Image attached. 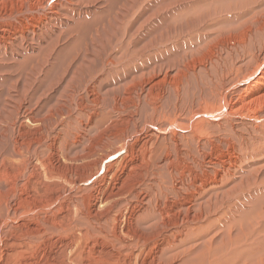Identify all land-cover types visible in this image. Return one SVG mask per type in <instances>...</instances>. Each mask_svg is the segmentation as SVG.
<instances>
[{"label": "bare ground", "instance_id": "obj_1", "mask_svg": "<svg viewBox=\"0 0 264 264\" xmlns=\"http://www.w3.org/2000/svg\"><path fill=\"white\" fill-rule=\"evenodd\" d=\"M75 1L77 2L74 3ZM78 1L80 0H61L60 2L53 0H0V62L2 63L5 62V64H7L8 60L11 59L12 60L17 59L20 61L22 60L23 62L21 63V65L24 67L21 69H25V65L27 64L28 66L30 65L28 68V115L27 117H25L29 123H36V125L38 126L39 124H41V121L39 119L35 120L33 118V114H32L33 110L36 109L37 108L36 106H38L39 102H41L39 116L40 117L42 116L41 113L42 114L44 113V115L50 113L51 107L49 105L51 104L50 103L52 101L51 99L55 97L52 96V94H55L54 92L55 89H59L60 91L64 83L66 85V88L72 90L71 92H68L67 96L65 95L68 99L67 101L75 102V105L79 109L80 113L82 112L86 114L87 113L86 111L88 110V106H86L83 103L81 99L82 96L80 97L81 94L75 96L73 95L75 94L73 90L77 88L83 89V91L87 96V100H86L87 103L98 107V105L100 104V99L98 97L99 92L96 93V90H98L99 88V84L101 83L102 77L106 74L107 66L112 64V61L109 58L108 54L107 56L104 57L105 59L104 61L105 63H104L101 60L100 53L102 54L104 52L106 54L114 49H124V52H126L128 45H130L132 49L133 48L135 49V46L133 45L134 36L129 34L130 25L132 23L135 24L134 20L137 18L136 24H140L138 29L135 31L137 33H139L140 31L142 32L143 26L146 25H147L146 27L147 32L151 31V28L154 31L155 28H157L158 26H163L162 24H166V22H168L167 25H169L173 21V19H171L172 16L170 17V14L175 13L174 5L175 2H178L179 0H174L173 5L168 3L167 0H153V1L151 0H84L83 2L82 1L78 2ZM62 2H64L65 4H63ZM95 5L97 8L100 9V11L92 13V6ZM67 6H70L71 8H68ZM72 6H78V7L76 9H73ZM201 6H203L202 2L190 3L188 5L189 11L180 13L179 16L180 18L177 15V18L179 20L182 19V22L179 25L180 28L179 31L185 37H188L186 39L188 41L194 38L195 34L200 30L199 27L203 19V17L201 16V9L194 10L192 12V8H198ZM136 7H138V14L130 20V13L133 14V11ZM237 17L239 18V16ZM248 19L251 20V26L248 25V27H246L247 33H251L253 27L257 28L254 31L259 32L260 34L264 33V18L262 19L261 17L260 18L252 17L251 19L250 18ZM245 23H247V21ZM133 27L131 29H133ZM214 27L215 26L212 25L207 29L212 30V28ZM156 30H160V29H156ZM150 33H152V31ZM141 34L144 35L143 33ZM202 36H204V34H202ZM203 39H207V37L204 36ZM171 40H172L171 35L168 32H158L156 36L151 41L148 42H150L149 44L153 45V43L161 41L159 43V46L160 49L161 48L164 49L163 51L165 54V51L167 50L166 44L170 43ZM194 42H196V40ZM137 43L138 42H136V44ZM173 47L175 48V46ZM137 50L133 52L131 51L133 56L139 55L140 52ZM166 52H169V50H167ZM160 55L164 57L163 54ZM160 55H158L159 58ZM68 57L70 58V62L68 64V69H67L68 71L64 72V74L61 77L57 78L56 76L57 79L55 80V83L51 82L50 81L51 79L49 77H50V73L52 72L55 66V62H58L60 60V64H61V62H63L64 59H69ZM166 57H169L168 53ZM153 58L151 57V59ZM260 58L261 60L260 59L255 60L253 66H251V68L245 75H242L240 73L242 76L236 78L237 80L234 83V85L240 83L238 84V86L239 85L242 86H239L240 90L238 91H240V94L239 95L237 94L238 96L236 97L235 101H232L229 104L227 103L226 105L224 104V106H221L219 104L220 106L218 109L215 108L204 109L202 112H200V115L202 116L208 113L212 116L214 115L220 116L223 114L225 116L226 115L230 116L232 113H236V114L238 113L241 116L247 115L251 119L264 121V54ZM215 60L217 59L215 58ZM2 63L0 64V66L2 65ZM198 66L199 65H197V67ZM66 88L63 89L61 93L58 91L59 95L56 96L54 102H57L60 99L63 92L66 93L65 91ZM13 89L16 95L17 87H13ZM238 91L236 92L238 93ZM2 92L0 90V96H1L0 99H4L7 97L11 102L14 96H12V94L9 91L4 94ZM222 92L223 91H221L220 93ZM76 93L79 94V92ZM25 98L27 99V97L23 95V98L20 99L18 103L20 102L24 103L23 101L26 100ZM223 100L225 102V99ZM33 106H35L36 108L32 109ZM4 109H5L4 105L0 106V110L4 112V114L6 115L5 113L6 111ZM17 109H19V106L17 107ZM55 112H57V110ZM63 121L62 122L60 121L61 124H63ZM68 121H66V123ZM3 123L7 124V126L3 127L2 125ZM261 123H262L260 125L261 128L251 126L255 131H258L259 129L262 130V132L259 131L260 134L258 135L259 138L257 139V144L261 149L255 150V152L253 149L252 151L253 154H249L251 156L250 158L253 159L254 157H259L264 153V124L263 122ZM94 124L95 123H93L92 118H89L86 124L83 126L84 128L83 130L96 128ZM12 125L13 123L11 124L8 121V119L0 120V128H1L0 138L1 137L4 138L3 139L4 142L5 139L7 138V134H9L8 132L12 131ZM57 125H58V121H57ZM98 131H100V129ZM58 133H60L59 130L57 132V135ZM54 134L56 135V133ZM87 136L86 138H89V136L88 137ZM81 138H79V141ZM33 140L36 141L37 139L36 140L33 139ZM110 141H114L116 142V144L118 143L121 144L122 142L121 137L108 135L107 136L108 143L107 145L105 144L101 145L100 151L91 149L93 150L92 153H87V152L81 153L82 156H80L79 158L76 157V159L74 158V161L76 162L77 160L81 162L84 161L85 164L86 162L92 160V167L87 171H82L81 168L80 169L81 172H79V170L78 172L77 170L75 172L74 169L73 171L65 172L62 171L61 169L59 170L54 167H49L46 164L42 163V166L44 168V174H43L44 179L57 180V181L59 180L62 181L63 184H67L71 187H76L77 190L84 191L90 188L91 190L97 191V194H94L95 196L94 197L92 196V200L90 199V201L86 200L85 196H84L85 199H81L82 198L81 197L80 198L81 200L80 199L77 200V197H74L76 199L75 201V199H72L69 196L71 195L70 193L72 191L71 192L64 191L63 196L67 197L68 200L65 198L67 201L64 202L65 205L61 206L62 209L60 208L62 212L59 210V212L61 213L59 214L57 213L54 216L55 220H53V222H49V221L46 222L45 225L41 227V230L36 229L37 227L35 228V231L38 232V234H35L36 236H40L45 233L55 234V235L56 233L57 235L59 233H62L63 235L64 234L66 235L68 233L71 234L70 235L71 238L65 242L64 246L60 245L59 243H57L58 241H56V248L58 252L56 254L51 253L48 256L49 258H46L45 264H67L66 261L67 262L72 261V264H264V177L263 176L257 174V176L254 177L253 179L252 177L247 178L246 181L250 180L249 182L247 181L248 182L247 186L239 187L238 192H237L238 189L236 190L228 189L229 191L223 192V191H218L215 188H212L213 186L209 188L210 185L217 184L216 182L218 181L216 179L210 180L209 178H207L209 179L208 184L204 185L205 182L203 181L205 180H203L202 185L200 187H195V188H193L194 184L191 186H187L186 185L187 183H185L186 181L182 178L179 179V182H177L178 184H175L172 183L171 181L168 182L169 178L171 179V177L173 176L171 175V173L168 174L169 176L168 180L165 178V180H167V182L169 183V186H164V183L159 182V179L158 181L156 180V182L145 181V182H149L150 184L144 185L142 182L143 178L138 177L139 179L141 178L142 180L141 179L138 180L135 184H133L134 186L132 188L130 187L125 191L119 190V188L109 190L108 181L105 180L106 174L110 172H114L113 170H111V168L114 165H116L118 161L122 160V157L116 158V156L113 157L112 155H110L112 151L113 154L119 151L116 150L117 149L116 147L115 148L111 147L112 143H109ZM197 142L200 143V141ZM254 142L255 141L251 143L252 146H254ZM7 143L5 142V148L3 149V152L0 155V167H3V165H6L8 163L10 166V163L12 164L13 161H15L14 159H22L24 155L23 153H25L26 151L28 152V154H37L41 152L38 151V148L40 149L43 141L42 142L39 141L34 145L32 144L33 142L31 143V141L30 142L28 141V146L23 145L22 143H18L15 140L11 142L9 145ZM85 143L89 144L88 142ZM199 143L196 144L197 151H199V147H200ZM43 147L44 146H42L41 149ZM55 147L57 148V146ZM89 147H91V145ZM241 148L246 151L248 150L246 144L245 145L241 144ZM70 149L69 151H71ZM56 151L57 150H55V152ZM64 154L63 155L60 154V156L61 155L64 156ZM118 154H120V152ZM178 155L179 157H181L182 154L178 152ZM111 156L113 157V161H111L112 159H110ZM263 159L264 158H262L259 162H257V164L258 165L261 164L263 162ZM236 163L238 162L236 161ZM81 165H83V162ZM72 166L70 169H72ZM262 166H264V163L262 164ZM232 167L234 168L235 164ZM103 168H106L107 172L103 173V175H101L100 177H97L98 172L104 171ZM117 168L118 167H116V169ZM108 169L111 171H109ZM260 169H264V168H260ZM149 170L151 171V169ZM0 172L3 173L2 171ZM162 173L164 172L162 171ZM6 174L8 173L6 172ZM153 174L156 177L155 173ZM7 180H9V178ZM90 181H93L94 183L91 182L92 184L88 185ZM1 182L2 180L0 181V183ZM76 182L77 183L86 182L87 184L85 186H81V185L79 186L78 184H76ZM96 183H98V185ZM153 183L154 184L156 183L155 188H153L154 187ZM109 184L111 185V183ZM42 186H44V183L42 182V177L39 174L35 175L34 173L29 172L28 189L32 194V198L36 199L37 203L39 204V207L34 206V208L32 209H37V208L44 209L45 211L54 215V213L58 211L55 212L56 210L55 203L52 202H56L57 199L62 196L61 195L62 191H60V195L56 191L55 193H53L52 196L45 198L44 193H46V191L42 188ZM56 186L61 187L60 185H56ZM57 187L55 188L57 189ZM61 189L64 190V187L62 186ZM145 189L148 190L149 195L146 193L142 194L143 190ZM139 191H141L142 193H140ZM61 200L58 201L62 202ZM5 202L3 204H0V234H1V225L3 221L4 220L8 221L10 219L9 216L11 211L10 210L11 205L9 206ZM17 203L19 202L17 201ZM69 204L73 205L76 208L77 217L75 216L76 214L74 215L75 217L73 216L74 214L72 212L73 209L70 208L71 205ZM57 205L60 206V203H58ZM97 206L100 208V210L102 207L103 208L107 207L108 209L104 223H103L104 216L102 217V215L97 213V211L99 210L96 211ZM125 206L126 207L130 206V209H127V211L124 210L126 208ZM123 207L124 209H122ZM19 208L18 209L15 208V209L20 210ZM46 215L48 214L46 213ZM92 222L98 223L99 226L98 224H92ZM10 231L12 232L11 228H8L6 231L7 235L3 243L4 251L6 255H9L14 241L10 236ZM65 238L68 239L67 237ZM89 241H91V243H97L96 247L90 246L88 244ZM72 246L74 250H77L76 254H78V251L83 253L82 258L81 255H79L80 257L78 258L74 257V259H72L74 255L68 252L69 250L66 251L68 248L70 249ZM64 254L67 256V259L65 260H63ZM7 261H8L7 257L1 254V250H0V264H5V262ZM38 262H40V260Z\"/></svg>", "mask_w": 264, "mask_h": 264}, {"label": "rangeland", "instance_id": "obj_2", "mask_svg": "<svg viewBox=\"0 0 264 264\" xmlns=\"http://www.w3.org/2000/svg\"><path fill=\"white\" fill-rule=\"evenodd\" d=\"M53 1L60 2L61 0ZM80 1L83 2L84 0ZM76 2L77 1H75L74 3ZM167 2L173 5L174 0H167ZM193 2H202L203 6L192 8V12L194 10L201 9V16L204 20L202 19V23L199 27L200 30L195 34V37L188 41L186 40L188 37H185L179 31V25L182 22V19L179 20L177 18V15L179 17L180 13L189 11L188 5ZM62 3L65 4L64 2ZM67 7L71 8L70 6ZM77 7L78 6H72L73 9H76ZM174 9L175 13L170 14V17L172 16L171 19H173V23L171 22L169 25H167L168 22H166V24H162L163 26H158L157 28H155L154 31L151 28L152 33H150L151 31L147 32V25L143 26L142 32H135L140 24H136L137 18L134 20L135 24L132 23L130 25L129 34L134 36L133 45L135 46V49H132V47L128 45L126 50V52L128 53L124 52V49H114L106 54L104 52L102 54L100 53V57L103 62L105 61L104 57L108 54L109 58L112 61V64L107 66L106 74L102 77L99 88L98 90H96V93L99 92L98 97L100 99V104L98 105V107L90 105L86 102L87 96L83 89L77 88L73 90L75 92V94L73 95L75 96L81 94L80 97L82 96L81 99L83 103L88 106V110L86 111L87 113L85 112L86 114L82 112L80 113L79 109L75 105V102L67 101L68 99L66 96L68 95V92H71L72 90L66 88V85L64 83L60 91L59 89H55V94H52V96L55 97L51 99V104L49 103V106L51 107L50 113L46 115H44V113H41L42 116H39L41 102H39L38 106H36L37 108L35 106L32 107V109L36 108L32 112L33 118L35 120L39 119L41 121V124H39L38 126L36 125V123H29L25 117H27L28 115V68L30 65L28 66V64L25 65L24 63L25 69H21L24 67L21 65V63L23 62L22 60L20 61L17 59H11L8 60L7 64H5V62H0V64L2 63V65L0 66V90L1 92L3 90V94L9 91L12 96H14L11 102L7 97L4 99H0V106L4 105V110L6 111L5 115L4 112L0 110V120L8 119L11 124L13 123L12 131L8 132L9 134H7L5 142H8L7 144L9 145L15 140L18 143H22L23 145L28 146V141H31V143L33 142V145L39 141H43L41 147L44 146L42 149L40 147L41 150L38 148V151H41L42 153L39 152L37 154H28L27 151V153L24 151L25 153H23L24 155L22 159H14L15 161H13L12 164L10 163V166L8 163L6 165H3V167H0V171L3 172H0V181L2 180V182L0 183V204H3L6 201L5 203H7V205H11L9 216L10 219L8 221H3L0 234L1 254L5 255L8 259L5 264H45L46 258H49L48 256L51 253L56 254L58 252L56 248V241H58L57 243H59L60 245L64 246L65 242L71 238V234L69 233L66 234L67 236L65 234L63 235L62 233H59L58 235L57 233L56 235L45 233L43 235L36 236L35 234H38V232L35 231V228L37 227L36 229L41 230V227H43L46 222H53V220H55L54 216L57 213L59 214L62 212L61 206L65 205L64 202L68 200L67 197L63 196L64 191H72L70 194L72 195L73 193V195H69L72 199H75L74 197H77L78 200L82 197L81 199L86 198V200L89 201L90 199L92 200V196H95L94 194H97V191L91 190L90 188L87 189L88 191L77 190L76 187H71L67 184H63L62 181L44 179V168L42 166V163L46 164L49 167H54L59 170L61 169L65 172L73 171V169L75 172L76 170L77 172L78 170L79 172H81V170L87 171L92 167V160L86 162V164L84 163V161H82L83 165H81L82 162L78 160L76 162L74 161V158L76 159V157L79 158L80 156H82L81 153H92L93 150L100 151L101 145H107L108 135L119 136L122 140L121 144H116V142L114 141L109 142L112 143L111 147H116V150H119L114 154L113 151H109L111 152L110 155H112L113 157L116 156V158L122 157V160L118 161L116 165L111 168V170H113L114 172L106 174L105 180L108 181L109 190L119 188V190L125 191L130 187L132 188L134 186L133 184H135L141 178H143V180H141L144 185L150 184L149 182L145 181L156 182V180L158 181L159 179V182H163L164 186H169L168 182L170 181L172 183L178 184L177 182H179V179L182 178L186 181L185 183H187V186H191L194 184L193 188L200 187L203 180H205L203 182H205L204 185H206L208 184L209 179H216L218 180L216 182L217 184L210 185L209 188L213 186L212 188H215L218 191L225 192L229 190H236L241 186H247V183L250 180H247V182L246 179L250 177H252L253 179L257 176V174L264 177V169H260L264 168V166H262V164L264 163V159L261 164H257V162L264 158V153L259 157H254V159L250 158L251 156L249 155L253 154V149L254 152L255 150L261 149L257 144V139L259 138L258 135L260 134V132H262V130L259 129L258 131H255L251 126L261 128V122H263L264 124V121L254 120L249 118V116L247 115L241 116L238 113H232L230 116H225L224 114L220 116H212L208 113L206 115H200V112H202L204 109H218L220 105L224 106V104L226 105L227 103L229 104L230 102L235 101L236 97L240 94V91H238L240 90L239 86H242H238V84L240 83L234 85L237 80L236 78L245 75L249 71L251 66H253L256 59L261 60L260 57H262V55L264 54V33L260 34L259 32L254 31L255 29H257L256 27L252 28L251 33H247L246 27H248V25L251 26V20H249L248 18H264V0H179L178 2H175ZM179 10L182 12H180ZM98 11H100V9L97 8L96 5L92 6V13ZM131 14L132 13H130V20L138 14V7L134 9L132 16ZM237 16H239V18ZM212 20L215 22H213ZM246 21L248 24L245 23ZM212 25L215 26L214 28H212V30L207 29ZM132 27L133 29H131ZM166 29L169 31H167ZM158 32H168L171 35L172 40L170 41V43L166 44L167 50H169V52H166V50L165 54L163 51L164 49H160L159 46V43L161 41L153 43V45L149 44L150 42H148L151 41ZM141 33L146 34L142 35ZM202 34H204L207 39H203L204 36H202ZM195 40L196 42H194ZM136 42L138 43L136 44ZM190 42L192 45L190 44ZM144 45L146 46V48ZM173 46H175V48ZM135 50L140 52V56L132 55L131 51L133 52ZM167 53L169 57H166ZM160 54H163L164 57ZM158 55H160V58ZM151 57L154 58L151 59ZM215 58L217 60H215ZM58 62H55V66L49 77L51 79L49 80L54 83L58 77H61L64 72L68 71L67 69L70 58L64 59L61 64L60 60ZM59 65L63 68H61ZM197 65H199L200 67H197ZM13 87H17L16 95ZM64 87L66 88V93L63 92V96L61 95L60 99L57 102H54L56 96L59 95L58 91L61 93L63 89H65ZM221 91L223 92L220 93ZM236 91H238V93ZM76 92H79V94ZM23 95L27 97V99L25 98L27 101L24 99V103H18L19 100L23 98ZM223 99H225V102ZM18 106L19 109H17ZM69 107L72 108L70 109ZM55 108L57 112H55ZM89 118H92L96 128L87 129L88 131L83 130V126L86 124ZM54 119L58 121V125L57 121ZM60 121H63V124H61ZM66 121L68 122L66 123ZM2 125L3 127L7 126V124L4 123ZM98 128L100 129V131H98ZM58 130L60 131V133H58L57 135ZM54 133H56V135ZM87 134L89 138H86ZM81 136L83 139L81 138ZM79 138H81L80 141ZM0 139L1 155L3 149L5 148V142L3 140L4 138L1 137ZM33 139L37 140L34 141ZM197 141H200V143ZM253 141H255L254 146L251 145ZM85 142H88L89 144ZM197 143L200 144L199 151L196 150ZM79 144L82 145L80 146ZM241 144H246L248 150L246 151L242 149ZM90 145L92 148L89 147ZM97 145L99 146V148ZM55 146H57L58 149ZM71 147H73L75 150ZM62 148H65L66 150H63ZM69 149L72 152L69 151ZM55 150L57 151L55 152ZM119 152L121 155L118 154ZM178 152L182 154L181 157H179ZM60 154H64V156H60ZM52 155L57 156L53 157ZM112 156L110 158L112 159L111 161H113ZM236 161L238 163H236ZM73 162H75L76 164ZM38 163H40L41 165ZM234 164L235 167L233 168L232 166H234ZM71 166L72 169H70ZM116 167L118 168L116 169ZM7 168L14 172H11ZM149 169H151V171ZM103 170V172L97 173V177H100L101 175H103V173L107 172L106 168H103ZM5 171L9 175L6 174ZM162 171L164 173H162ZM29 172H32L35 175L39 174L42 177V182L44 183V186H42V188L46 191V193H44L45 198L52 196L56 191L60 195V191H62L61 195L63 197H60L62 200L58 198L56 202H52L55 203V212L58 211L54 213V215L45 211L44 209H32L34 208V206L39 207V204L37 203L36 199L32 198V194L28 189ZM151 172L155 173L156 177ZM170 173L171 175H173L171 179L168 176V174ZM138 177L141 178L139 179ZM8 178L9 180H7ZM165 178L167 180L169 178V181L167 182ZM60 182L62 185L60 184ZM91 182L94 183L93 181H90L88 185L92 184ZM84 183L76 182V184H78L79 186H85L87 184L86 182ZM109 183H111V185ZM96 184L98 185V183ZM155 184L153 183V188H155ZM56 185H60L61 187H57ZM62 186L64 187V190L61 189ZM55 187H57V189ZM146 191L148 192V190L146 189L143 190V193L141 191L139 192L149 195V192L147 193ZM238 191L239 189L237 190V192ZM58 200H61L63 203ZM17 201L19 203H17ZM58 203H60V206L57 205ZM73 207V205H71L70 207L71 209H73V216L76 214L75 216L77 217V210L75 207ZM15 208H19L20 210H17ZM97 208L96 211L99 210L97 211V213L102 215V217L104 216V223L108 209L107 207H102L100 210L98 206ZM23 209H25L26 211ZM122 209H124V207ZM127 209H130V206H127L124 210L127 211ZM59 210L61 212H59ZM46 213L48 215H46ZM92 224L98 223L92 222ZM8 228H11L12 230V232L10 231V236L14 241L9 255H6L3 243L5 241L7 235L6 231ZM65 237H67L68 239H66ZM88 244L92 247H96L97 243H91V241H89ZM66 251L74 255L72 259H74V257H80L79 255H81L82 258L83 253L78 251V254H76L77 250H74L73 246L70 249L68 248ZM65 259H67V256L64 254L63 260ZM39 260L40 262H38ZM66 263L72 264V261H66Z\"/></svg>", "mask_w": 264, "mask_h": 264}]
</instances>
